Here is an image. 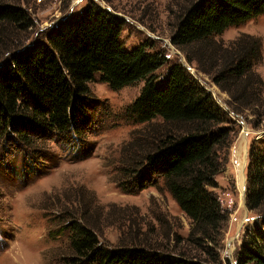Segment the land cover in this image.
I'll return each mask as SVG.
<instances>
[{"label": "trees", "instance_id": "1", "mask_svg": "<svg viewBox=\"0 0 264 264\" xmlns=\"http://www.w3.org/2000/svg\"><path fill=\"white\" fill-rule=\"evenodd\" d=\"M171 1L176 9L173 45L229 94V105L236 113L253 108L264 115V110H258L264 107V80L254 68L262 59L261 37L242 33L228 44L217 38L229 27L263 14L264 0ZM17 22L24 28L32 26L22 7L0 5L3 53L19 28L10 24ZM122 30L119 15L91 1L54 26L46 39H35L27 46L14 40L13 56L0 63V132L4 137L16 136L17 146L27 156L43 157L39 151L48 141L78 156L70 150L80 147L81 151L86 144V134L93 133L97 124L95 110L101 105L91 101L89 84L99 78L119 89L145 80L130 113L142 123L159 118L160 129L149 141L130 143L127 151L132 148V152H125L127 163L117 184L137 193L162 180L192 220L191 231L179 237L171 251L143 244L107 248L85 211L80 215L84 223L73 220L76 216L59 225L61 233H71L72 250L65 263L222 264L219 248L228 212L213 188L220 155L229 148L235 128L227 112L181 63L171 65L166 80L158 82L154 74L167 62L164 54L149 51L147 43L123 48ZM252 164L247 205L262 211L264 155L256 154ZM59 214L74 213L60 206ZM236 264H264V245L247 243Z\"/></svg>", "mask_w": 264, "mask_h": 264}, {"label": "rangeland", "instance_id": "2", "mask_svg": "<svg viewBox=\"0 0 264 264\" xmlns=\"http://www.w3.org/2000/svg\"><path fill=\"white\" fill-rule=\"evenodd\" d=\"M91 1L122 18L123 48L132 50L147 43L149 51L164 54L167 62L154 74L158 82L166 80L171 65L181 63L231 119L235 130L228 139L229 148L220 155L221 167L213 190L228 212L221 233V262L236 264L247 243L264 245V208L253 211L247 205L253 157L264 155V115H257L253 108L236 113L229 105V94L209 75L197 71L195 64H190L173 45L176 9L171 0H0V5L22 7L32 21L30 28H24L21 22L10 24L21 30L11 34L5 53L0 44V63L13 56L14 40H22L27 46L35 39H46L54 26L85 9ZM242 33L262 39V59L254 68L264 80V13L229 27L217 38L228 44ZM144 83L141 80L113 89L98 78L89 84L91 101L101 105L95 110L97 124L93 133L86 134V144L81 151L80 147L70 150L78 156L69 155L67 148L51 141L39 151L43 157L27 156L17 146L16 136L4 137L0 132V264H67L71 233H61L59 225L76 216L73 220L83 222L80 215L85 211L96 224L100 243L107 248L143 244L171 251L179 237L188 236L192 220L162 180L137 193L117 184L123 177L130 143L149 141V136L157 135L160 129L159 118L148 124L131 116L129 107ZM239 169L244 172V184ZM60 206L74 214L61 217Z\"/></svg>", "mask_w": 264, "mask_h": 264}, {"label": "bare ground", "instance_id": "3", "mask_svg": "<svg viewBox=\"0 0 264 264\" xmlns=\"http://www.w3.org/2000/svg\"><path fill=\"white\" fill-rule=\"evenodd\" d=\"M242 166H244V165L242 164ZM242 169H243V168H242ZM242 169H241V171H243ZM240 178H241V182H242V184H244V183H245V176H244L243 172L240 173Z\"/></svg>", "mask_w": 264, "mask_h": 264}, {"label": "crops", "instance_id": "4", "mask_svg": "<svg viewBox=\"0 0 264 264\" xmlns=\"http://www.w3.org/2000/svg\"><path fill=\"white\" fill-rule=\"evenodd\" d=\"M243 171H244V169H243ZM243 174H244V172H243ZM239 175H240V169H239Z\"/></svg>", "mask_w": 264, "mask_h": 264}]
</instances>
